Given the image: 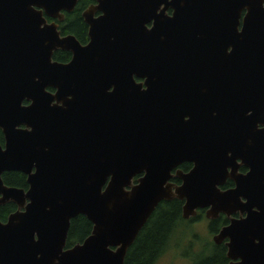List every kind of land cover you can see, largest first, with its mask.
<instances>
[{"label": "water", "instance_id": "1", "mask_svg": "<svg viewBox=\"0 0 264 264\" xmlns=\"http://www.w3.org/2000/svg\"><path fill=\"white\" fill-rule=\"evenodd\" d=\"M75 1L0 0V170H21L29 183L23 193L0 180L8 198L29 199L0 223V264H123L158 203L172 198L184 200L185 218L198 206L243 207L246 217L214 240L229 236L227 256L239 259L229 264H264V0H97L103 15L86 18V46L42 16ZM161 4L172 16L157 14ZM58 48L73 52L70 63L51 61ZM133 75L149 90L136 89ZM82 78L119 84L112 97L91 90L87 106ZM48 85L59 87L55 96ZM236 159L250 172L220 190ZM182 161L194 167L175 171L177 185L169 179ZM77 215L90 234L66 247Z\"/></svg>", "mask_w": 264, "mask_h": 264}, {"label": "flooded vegetation", "instance_id": "2", "mask_svg": "<svg viewBox=\"0 0 264 264\" xmlns=\"http://www.w3.org/2000/svg\"><path fill=\"white\" fill-rule=\"evenodd\" d=\"M98 4L99 3L97 0H76L70 9H60L58 12L59 16H56V17L48 16L44 12L42 13V16L44 17V20L47 24L55 25V30L57 31L58 36L60 38L71 36L73 37L75 42H77L80 46H86L89 44L91 40L90 35H89L90 24L86 18H98L99 16L103 15V11L96 8ZM161 12H163L167 16H172L173 8L165 7L164 4H161L160 7L157 9V14ZM244 12L245 11L242 12L241 16L244 14ZM75 14H76V18H74ZM77 18L80 19L81 26L75 23V20ZM145 25L147 28H150L152 25V21H150L149 23H146ZM239 27H241V23L239 24ZM57 52H60L59 59L55 57V53ZM72 59H73V52L70 49L58 48L52 51V55H51L52 62H57L60 64H68L71 62ZM166 59H168V57H165V60ZM132 83L134 84L133 86L140 91H146V90H149L150 88L148 80L144 77H138L136 75H133ZM167 83L171 85L172 81H170V79H167ZM78 84L80 85V88L79 90H77V94L78 96L82 97V99L86 102V105L88 106L89 105L88 101H92L89 96V93L91 92V90L99 91L100 89L102 91V93L100 92L101 96L112 97L114 94V84H119V82H115V80L109 79V78H90V79H87L85 82L82 78L81 80H78ZM161 84H162V80L159 81L158 83L159 87H157L159 96L161 95V90H162ZM133 86L132 88H134ZM58 88L59 87L55 85H48L45 87V91L55 96L56 93L58 92ZM172 88L173 86H169L167 88H164V90L170 91L172 90ZM75 89H77V87H75ZM198 90H200L199 87H198ZM97 93H95L96 96H97ZM71 95H75V93H68V95H65L64 99L69 100L71 98ZM172 96L173 95H171L170 98ZM30 103L31 101L26 100V99L22 100L21 102V104L25 106L30 105ZM50 103L51 105H55L58 107L63 106V103L61 101H57L56 99L52 100ZM96 105L103 107L105 109V107H109L110 103L102 104V105L101 103L100 104L97 103ZM87 109H90V108L87 107ZM257 127L261 128L262 125L258 124ZM16 128L22 129V128H28V127L20 123L16 125ZM5 143H6V139H5L4 132L0 128V151L5 149V146H6ZM0 160H1V153H0ZM232 165L233 164L225 166V171H226L227 176L225 177L224 183L221 185H218V188L220 190H228V189L235 188L236 184H235V180L233 176L236 174L246 175L248 174V172H250V167L246 165L244 162H242L241 159H236L234 162L235 166H232ZM193 167H194L193 161L180 162L171 170V174H173V176L169 179V181L177 185L181 184V180L174 176L175 171L179 169L182 172L186 173V172H189ZM30 170L31 172H34L35 168L32 166ZM17 176H20L19 181L15 179V177ZM27 178H28V174L21 170H17V169H4V170L1 169L0 170V180H1L2 185L5 186L6 188H14V189L22 190L23 193H25L29 189V183L27 182ZM172 199H178V198H172ZM178 200L181 201L182 219H184L186 223H189L192 225H200V224L205 223L204 225L206 226V229L211 235L212 244H214L217 247V249L221 250V255L223 256L224 261H226V264L239 260L238 258L232 259L227 256V251H228L227 243L230 241L229 236H224L223 238H220L218 242L214 240V237L216 236L217 239H219L218 235L220 234L221 230L229 226L232 220H238V219H242L246 217L247 211L242 210L243 207L236 208L235 210L229 213L218 212L217 214H212L209 212L210 206H198L195 208L194 215L185 218L182 216V208H183L184 200H181V199H178ZM162 201H169V200H162ZM239 202L241 203L246 202V198L241 196ZM28 203H29L28 198H23L22 200L19 199L18 202H16V200H14L12 197L8 198L6 195L0 192V223H6L9 216L15 213L16 211H24L25 206ZM251 210H258V209L257 207L254 206L252 207ZM77 242H81V241H77Z\"/></svg>", "mask_w": 264, "mask_h": 264}, {"label": "trees", "instance_id": "3", "mask_svg": "<svg viewBox=\"0 0 264 264\" xmlns=\"http://www.w3.org/2000/svg\"><path fill=\"white\" fill-rule=\"evenodd\" d=\"M74 18H76V14ZM75 23L81 26L79 18L75 20ZM59 53H55V57L58 59ZM15 179L19 181L20 176ZM180 222H185L181 217V201L178 199L161 201L128 248L123 264H155L169 248L171 238ZM91 228L92 224L85 216L78 215L73 218L70 221L66 246L70 247L75 242L82 241L90 234ZM206 249L203 251L204 254L195 258L190 257V264H226L221 250L217 249L211 241L207 244Z\"/></svg>", "mask_w": 264, "mask_h": 264}, {"label": "rangeland", "instance_id": "4", "mask_svg": "<svg viewBox=\"0 0 264 264\" xmlns=\"http://www.w3.org/2000/svg\"><path fill=\"white\" fill-rule=\"evenodd\" d=\"M204 224L180 222L171 238L169 248L155 264H190L191 258L204 254L203 251L207 250V244L211 241V235Z\"/></svg>", "mask_w": 264, "mask_h": 264}]
</instances>
